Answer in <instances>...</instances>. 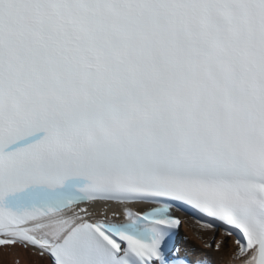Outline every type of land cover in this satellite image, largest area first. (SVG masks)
Wrapping results in <instances>:
<instances>
[{"label":"snow or ice","instance_id":"obj_1","mask_svg":"<svg viewBox=\"0 0 264 264\" xmlns=\"http://www.w3.org/2000/svg\"><path fill=\"white\" fill-rule=\"evenodd\" d=\"M0 248L264 264V0H0Z\"/></svg>","mask_w":264,"mask_h":264},{"label":"bare ground","instance_id":"obj_2","mask_svg":"<svg viewBox=\"0 0 264 264\" xmlns=\"http://www.w3.org/2000/svg\"><path fill=\"white\" fill-rule=\"evenodd\" d=\"M180 229L188 236L187 242L201 247V242L195 239L193 229L189 225L181 224ZM0 264H36V261L34 257L26 254L22 249L0 248Z\"/></svg>","mask_w":264,"mask_h":264},{"label":"rangeland","instance_id":"obj_3","mask_svg":"<svg viewBox=\"0 0 264 264\" xmlns=\"http://www.w3.org/2000/svg\"><path fill=\"white\" fill-rule=\"evenodd\" d=\"M189 243V242H188ZM190 244V243H189ZM196 245V244H195Z\"/></svg>","mask_w":264,"mask_h":264}]
</instances>
